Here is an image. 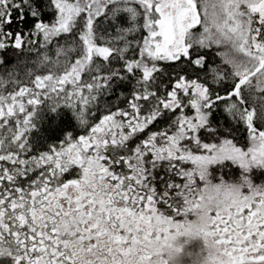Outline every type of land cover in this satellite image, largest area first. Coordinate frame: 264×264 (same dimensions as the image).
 <instances>
[{"label": "snow or ice", "instance_id": "6c2138e0", "mask_svg": "<svg viewBox=\"0 0 264 264\" xmlns=\"http://www.w3.org/2000/svg\"><path fill=\"white\" fill-rule=\"evenodd\" d=\"M184 255L264 264V0H0V264Z\"/></svg>", "mask_w": 264, "mask_h": 264}, {"label": "trees", "instance_id": "16d2710c", "mask_svg": "<svg viewBox=\"0 0 264 264\" xmlns=\"http://www.w3.org/2000/svg\"><path fill=\"white\" fill-rule=\"evenodd\" d=\"M41 119L38 121V126L30 133V140L35 148L43 149L47 146V143L55 139L58 135V130H54L52 125V115L47 112H41ZM68 116L71 113H67ZM73 123H75L73 121Z\"/></svg>", "mask_w": 264, "mask_h": 264}, {"label": "flooded vegetation", "instance_id": "af4514ba", "mask_svg": "<svg viewBox=\"0 0 264 264\" xmlns=\"http://www.w3.org/2000/svg\"><path fill=\"white\" fill-rule=\"evenodd\" d=\"M188 248L189 250L191 251H198L199 250V243L198 241H192L189 245H188ZM181 261H182V264H191V261L193 259V257L191 256H187V255H184V256H181Z\"/></svg>", "mask_w": 264, "mask_h": 264}]
</instances>
